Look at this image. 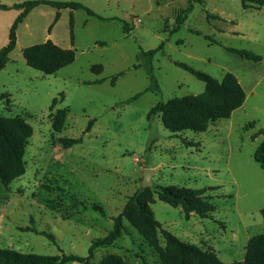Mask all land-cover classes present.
Segmentation results:
<instances>
[{
	"label": "rangeland",
	"instance_id": "obj_1",
	"mask_svg": "<svg viewBox=\"0 0 264 264\" xmlns=\"http://www.w3.org/2000/svg\"><path fill=\"white\" fill-rule=\"evenodd\" d=\"M23 1L31 0L0 4ZM51 1L79 2L105 20L61 9L54 23L57 10L40 4L16 30V46L0 71V117L22 118L32 136L23 149L24 174L7 185L0 182V248L85 258L91 243L111 230L113 218L140 187L146 169L152 170L154 189L217 187L204 194L214 206L208 218H185L179 207L152 195L149 206L160 224L161 248L165 242L160 231L166 230L181 242L213 250L222 262L242 261L247 240L264 233V167L253 159L264 142V12L244 10L239 0ZM18 13L0 10V48ZM177 17H184L183 23L173 32ZM204 36L219 44H210ZM47 40L74 50V61L52 75L28 67L22 56V49ZM161 43L151 58L142 54ZM223 47L250 50L261 60H246ZM177 62L218 81L232 73L245 92L243 105L228 119L209 123L204 132L172 134L159 115L148 119L156 103L204 91L205 84ZM97 80L102 82L86 84ZM136 94L140 96L135 101L124 104ZM50 107L52 113H66L59 133L51 128ZM65 137L82 141L65 149ZM124 224L127 235L93 250L86 263L68 264H101L108 257L122 264H161L139 230Z\"/></svg>",
	"mask_w": 264,
	"mask_h": 264
},
{
	"label": "trees",
	"instance_id": "obj_2",
	"mask_svg": "<svg viewBox=\"0 0 264 264\" xmlns=\"http://www.w3.org/2000/svg\"><path fill=\"white\" fill-rule=\"evenodd\" d=\"M202 0H196L200 3ZM242 9L250 7L264 8V0H239ZM191 3V2H189ZM47 5L57 10L54 23L59 18L61 9H70L71 11L82 10L88 16L105 20L91 9L85 7L79 2L74 1H51V0H31L14 3L12 5L0 4V10H19L13 23L9 27L8 40L6 45L0 48V71L2 70L8 55L16 46V30L27 15L38 5ZM189 12V8L183 11ZM185 17V15H184ZM183 18H176L175 32L183 23ZM208 18H217L207 16ZM53 25V24H52ZM52 25L49 27V33ZM123 31H127L124 27ZM69 35L71 45L74 40V17L69 15ZM210 44H219L212 37L204 36ZM103 44V43H102ZM163 43L156 49L142 51L144 56L151 58L157 51L161 50ZM226 51L237 56L259 62L261 56L250 50L235 49L223 47ZM22 56L25 64L41 72L44 75L55 74L58 70L68 66L74 61V50L61 48L51 40L42 44L32 45L22 49ZM175 65L188 72L197 80L205 84L204 91L197 96L173 97L166 102H158L151 107L147 113V118L159 115L162 124L172 134L182 131L204 132L209 123L222 119H228L232 112L240 108L245 101V92L239 84L237 78L232 73H225L220 81L211 75L196 70L193 67L177 62ZM100 70L101 67L98 66ZM133 69L138 68L133 66ZM95 72V71H93ZM96 71L95 73H97ZM123 75L119 73L117 76ZM116 77H113L111 84ZM102 80L87 82L86 84H99ZM150 90V89H148ZM140 94H136L124 101V104L135 101ZM52 100L51 107L55 104ZM48 115L51 121V128L55 133L62 130L66 113L56 112ZM94 122L91 120L84 133L88 132ZM32 136L30 125L25 123L20 117L2 118L0 117V182L3 185L9 184L13 179L24 174V162L22 161L23 149L27 139ZM62 146L67 149L82 141L78 138H62ZM253 159L261 167H264V142L260 143L254 151ZM217 187H203L199 189L163 186L157 188L139 187L135 193L130 196L125 203L122 211L113 218L111 230L101 238L95 239L89 249L87 256L81 258L71 254L60 253L56 256L38 255L33 253H19L7 248H0V264H68L70 262H85L91 258L93 250L112 245L121 235H127L128 229L124 221L129 222L136 227L143 235L144 239L158 253L161 264H264V233L250 237L245 246V253L242 261L222 262L213 250L204 251L196 245L181 242L177 237L166 230H161L160 234L165 242V248H161L158 242V229L160 224L155 219L150 203L152 195L174 208H180L187 218L190 214H195L200 218H208L214 211V206L208 202L204 195L206 191L216 189ZM154 190V191H153ZM76 205H82V202L75 201ZM92 209L103 213L101 207L93 205ZM262 220H264V208L260 209ZM28 230V229H27ZM30 230V229H29ZM32 232H36L33 228ZM45 236L49 241L53 237L45 232L38 233ZM101 264H122L117 258L108 257Z\"/></svg>",
	"mask_w": 264,
	"mask_h": 264
},
{
	"label": "water",
	"instance_id": "obj_3",
	"mask_svg": "<svg viewBox=\"0 0 264 264\" xmlns=\"http://www.w3.org/2000/svg\"><path fill=\"white\" fill-rule=\"evenodd\" d=\"M152 174V170H144L143 171V178H142V181H141V184H140V187L141 188H149L152 186V182H151V176Z\"/></svg>",
	"mask_w": 264,
	"mask_h": 264
},
{
	"label": "crops",
	"instance_id": "obj_4",
	"mask_svg": "<svg viewBox=\"0 0 264 264\" xmlns=\"http://www.w3.org/2000/svg\"><path fill=\"white\" fill-rule=\"evenodd\" d=\"M248 10H254V11H256L257 13H262V12H264V8H254V7H250ZM30 14V13H29ZM28 14V15H29ZM27 15V16H28ZM26 19V18H25ZM238 25H239V23L237 22V24H235L234 25V27H236L235 29H237L238 28ZM236 32H237V30H236Z\"/></svg>",
	"mask_w": 264,
	"mask_h": 264
}]
</instances>
